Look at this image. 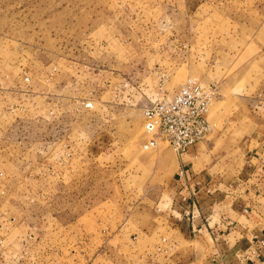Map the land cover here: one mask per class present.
I'll use <instances>...</instances> for the list:
<instances>
[{"label": "rangeland", "instance_id": "obj_1", "mask_svg": "<svg viewBox=\"0 0 264 264\" xmlns=\"http://www.w3.org/2000/svg\"><path fill=\"white\" fill-rule=\"evenodd\" d=\"M259 1L0 0V264L165 263L162 220L135 231L181 157L145 148L143 110L214 82L199 145L240 167L264 121V26L253 39L242 23Z\"/></svg>", "mask_w": 264, "mask_h": 264}, {"label": "crops", "instance_id": "obj_2", "mask_svg": "<svg viewBox=\"0 0 264 264\" xmlns=\"http://www.w3.org/2000/svg\"><path fill=\"white\" fill-rule=\"evenodd\" d=\"M185 2L187 10H205L219 9L221 0ZM250 10V16L256 10L260 12L259 23L252 21V16L244 17L246 22L242 23L256 39L257 28L262 32L264 26V0ZM247 147L246 160L233 168L206 158L199 142L179 154L171 187L163 189L166 192L154 207L156 216L150 219L151 226L135 231V238L152 237L162 220L173 237L167 240L170 250L161 252L167 254L164 264H246L243 253L255 246L256 236L264 237V121ZM182 167L187 168L190 180L178 177ZM183 196H188L186 202ZM248 264H264V247L261 256Z\"/></svg>", "mask_w": 264, "mask_h": 264}, {"label": "built area", "instance_id": "obj_3", "mask_svg": "<svg viewBox=\"0 0 264 264\" xmlns=\"http://www.w3.org/2000/svg\"><path fill=\"white\" fill-rule=\"evenodd\" d=\"M218 93L214 82L205 84L198 78H189L170 98H163L152 102L143 110L144 131L150 137L145 148L156 145V139L169 143L177 154H182L187 149L201 142L212 131L209 110ZM178 177L190 180L186 167L179 170ZM186 202L188 196H183ZM255 246L243 253L242 260L246 264L254 257L261 256L264 247V237L258 238ZM167 237L161 238L162 247L159 251L167 252ZM160 245V244H159Z\"/></svg>", "mask_w": 264, "mask_h": 264}, {"label": "bare ground", "instance_id": "obj_4", "mask_svg": "<svg viewBox=\"0 0 264 264\" xmlns=\"http://www.w3.org/2000/svg\"><path fill=\"white\" fill-rule=\"evenodd\" d=\"M209 115H210V110H209Z\"/></svg>", "mask_w": 264, "mask_h": 264}]
</instances>
